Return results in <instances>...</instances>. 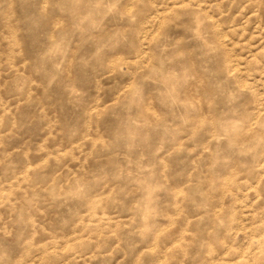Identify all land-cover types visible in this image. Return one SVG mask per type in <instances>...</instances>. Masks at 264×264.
Returning <instances> with one entry per match:
<instances>
[{"label": "rangeland", "instance_id": "1", "mask_svg": "<svg viewBox=\"0 0 264 264\" xmlns=\"http://www.w3.org/2000/svg\"><path fill=\"white\" fill-rule=\"evenodd\" d=\"M0 264H264V0H0Z\"/></svg>", "mask_w": 264, "mask_h": 264}]
</instances>
